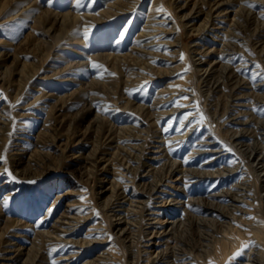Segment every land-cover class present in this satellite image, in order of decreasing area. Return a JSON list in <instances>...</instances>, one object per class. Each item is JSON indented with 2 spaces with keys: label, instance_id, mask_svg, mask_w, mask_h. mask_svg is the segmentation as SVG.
Listing matches in <instances>:
<instances>
[{
  "label": "bare ground",
  "instance_id": "obj_1",
  "mask_svg": "<svg viewBox=\"0 0 264 264\" xmlns=\"http://www.w3.org/2000/svg\"><path fill=\"white\" fill-rule=\"evenodd\" d=\"M15 1L16 0L7 1L2 7L0 15L2 12L6 11L10 5L13 6ZM29 1H31L29 2L31 6L36 7L37 0ZM143 1L144 0H108L106 7L95 13H92L89 10L76 13H73L71 10L62 12L54 11L51 5H45L42 7L38 4L40 11L36 15L32 25L33 43L29 44L27 47L25 46L27 45V42L20 44L15 53L0 49V67L3 61L12 58V64L11 66L6 67L2 78L7 82V88L14 93V100H17L21 95L25 97L24 94L28 91L27 89L29 87L30 89L35 88L37 85L33 83L34 78L41 75L42 72L47 69V62L51 56H54L56 50L55 44L51 45L49 39L54 38V41L58 43L64 41L63 35L52 37L50 35L51 31L60 29L61 33L65 32L67 34H70L72 31L73 35H75L73 41L85 42L87 37L86 33L92 31L97 24L104 23L111 18L131 12ZM255 1L260 2V4L264 3V0ZM248 3L249 0L248 2L247 0H151L147 16L136 32L133 45L126 50L120 49V45H112L108 47L107 51H102L99 54L104 57V64L107 63L111 67H115L119 70V73L117 76L112 77L111 80L109 79L110 81L104 79L103 75L105 72H103V75L101 72L100 74L91 77L92 79H90L88 83V86H90L87 88V91H90L92 95L89 98L83 97V99L85 98V101H87V104H84V106L75 113H72V115L69 114V117H66L67 113L63 112V110L66 109L69 100L63 99L56 94L42 91V88L40 90L41 92L39 91L40 93L33 98V101H37L44 97L54 96L56 100L53 106L49 109L48 116H45L46 118L44 117V122L35 139H32L33 141L29 139L26 144H23L24 148H22V150L21 142L14 143V145L18 144V148L16 149L15 147L16 150L13 152L10 151L9 155L12 156L11 162L13 163L12 166H14V170L21 173V166H25L23 175L34 179L45 173L46 168L53 170L54 167L59 165L62 158L71 155L76 157L81 167L80 169H82V177L88 180L92 179L94 182L92 194L95 200L101 205L100 211H102L104 216H107L109 219V226L107 225L108 232L112 231L115 233L122 244L120 245L122 255L118 253L115 254L116 251L115 253L113 252L114 246L112 245L111 249H107L99 254V256L101 255L100 258H90L91 260H88L87 262L83 261L84 264H105L106 262L103 263L104 259H107L106 264H110L108 263L110 260H123L124 264L168 263L170 262L169 260H171L168 258L169 256L177 262L180 260V257L183 259V255L186 253L191 255V257H189L191 258L190 261L193 260L195 264H264V7L260 6L262 9L260 8L261 10H258L255 6L250 8V3ZM159 6L162 8L167 6L169 8L168 10L166 8L164 9V13H166L165 15L163 14L164 19L167 20L169 12L174 14V18H171V24L166 28H163L164 25L161 27L156 23L158 19L160 20L159 17L162 16L161 12L163 11V9L162 11L158 9ZM129 21L124 25V28L120 33L121 39L124 38L129 30ZM48 25L49 33L45 31V28ZM73 28H75V30ZM77 29H81L82 32H85L83 37L81 36L83 34L79 35V33L76 32ZM174 30L178 32L176 35H173L172 39L165 38L166 34H171L175 32ZM155 33H158V37H153ZM198 33L207 34L213 36V38L215 33H220L221 37L219 40L221 42L219 41L220 44L215 47L202 44L198 42L197 39H193L184 44L183 36L186 35L189 37ZM203 38L206 37L204 36ZM28 39H30V37H28ZM59 45L62 44L60 43ZM161 45L166 46L165 50H161ZM30 47L34 50H31ZM19 48L22 50L18 51ZM183 49H185L184 55L186 56L184 59L178 54L181 50L183 52ZM32 52H34V60L31 61L26 59V55ZM56 53H58L59 56L62 55L63 60L67 62L61 69L63 71L66 69L69 70L70 68L72 70L76 68V66L78 67L79 65L86 64L84 59L66 57L58 51H56ZM238 55H240V58L242 59L239 60L240 63L237 64L234 60ZM157 59H162L168 63H163L165 66H157ZM242 64L244 67L250 68V72H252V75H246L247 77L242 75L244 79L237 75V69L243 67ZM186 67H188L189 73L183 80L188 87H182L179 89L173 86L161 87L163 88L160 90V93H162L161 95H165L163 92L165 93L166 90H169L171 91L170 95L174 96L176 91H182L186 88L192 87V91L191 89L185 90L187 93H192L194 96L196 103H192V106H200V110H204L205 114L206 112H209L211 117L216 121L222 117H227L228 128L225 129L223 127L220 130L222 134L231 141L228 145L232 147V150L236 151L235 159L227 165L214 169L204 165V167H201L200 169L201 172L213 178L218 176L221 177V175L224 174L226 176V174L228 175L229 173L233 174L234 172H239L243 165L242 163L246 160L249 164V171L254 174L253 177L248 178H242L240 176L241 178L236 182L237 184H233L232 187H224L225 189L222 191L211 190L204 192L205 194L198 195L197 200L199 198L201 199L202 196L206 197V199H202V201L205 200V204L209 205V208H213L215 211L219 212L224 218L223 221H219L214 216H204L205 214L194 216L191 215V213H188V218L185 221H180L181 219L177 221L159 216L154 217L151 215V212H147L148 208L146 205H149L147 204L148 201L151 203L154 201L155 203L153 204L155 205L161 203L162 205H165L168 202H172L169 197L164 201L165 196H161L159 192H167L166 187H164V185L166 186V183L172 185L177 184L176 182L179 180L180 173L185 169L179 168V165H177L178 163L171 160H166L162 165H155L151 162L155 158L158 160V157L147 156L146 147L149 144H146L147 146L145 147V144L140 142L142 138H146L144 136H147L143 133V131H145L144 126H147L149 131L155 132L158 119L162 117L164 118L171 109V115L173 114V116L170 115V117L173 119L177 112L175 110L180 109L182 112L183 110H187L188 102L191 99L186 97L188 99L187 101H184V99L178 100V103L184 102V105L173 104L174 106L168 110L161 109L159 108V102L153 101L154 103L151 102V104L148 105L146 104L148 102L134 98L132 89L134 86H139L144 79L149 78V72L163 78L166 75L172 74L177 70ZM106 68L107 67H105V69ZM219 69L223 72V77L221 79H216L215 75ZM241 70L238 72H241ZM58 73L59 70L53 72V75L56 77L59 75ZM51 75L52 74H49L48 76ZM106 78H108V76H106ZM151 78H153V75ZM218 85H222L226 95L223 96L219 102L215 103L214 97L211 93ZM102 92L107 93L109 99L113 100L111 101V103L113 102L112 108L116 112H119L120 114L123 108L134 110L135 112L146 116L144 118H147V120L145 119L147 124L139 127L138 122L135 121H128L125 125L118 121H111L112 119L106 112V109L104 108L105 106L100 108H94L93 106L97 99L95 93L101 94ZM28 93L30 94L31 91L29 90ZM157 97L158 95H156L155 98ZM190 97L192 98V95H190ZM242 99L245 100L242 101ZM98 102L100 101L98 100ZM5 104L6 105L2 104L3 107H1L2 109L0 110V152L2 151L4 143L10 141V137L12 136L8 133L10 114H8L7 103ZM162 105H164V103H162ZM168 105H170V103ZM237 105L239 106L240 111L242 110L243 114H246L247 118H239L241 117V114L236 112ZM17 114L20 113L17 112ZM22 114L24 113L21 112V115ZM135 114H132V116H135ZM189 115V112H184L183 118L185 116L188 118L190 117ZM91 116L92 118L89 121L88 119H90ZM49 119L51 120L50 124H48ZM235 122L239 126L233 128L232 123ZM170 123L171 122H169V124ZM252 124L253 127L251 126ZM200 125H204V122ZM192 126L193 125H191V127ZM196 126L194 125L193 127ZM218 128L220 127H217V129ZM190 129L191 128L187 126V132L189 133L190 131L194 132L195 130V128L193 130ZM225 130L227 131L225 132ZM168 132H170L169 129ZM185 133L179 136L183 138ZM175 135L176 134L173 136ZM196 135L192 137L196 138ZM16 136H18V134ZM127 136L131 138V142L126 141V143L123 141L124 144L117 143V140L119 141L122 138L125 139L124 137ZM151 136L153 137V134ZM170 136L171 134H169V137ZM149 137L147 139H149ZM218 137L221 138V135H218ZM193 138L191 139L193 140ZM246 138L249 139L247 140ZM167 139L168 138H166V140ZM204 139L206 138L204 137ZM15 140L17 141V139ZM84 140L91 142V150L79 153L76 151V148L79 147ZM152 141H154V139ZM169 141L171 142L172 139H169L166 143ZM204 142L202 141L201 143ZM52 146L55 148L53 151L49 150ZM108 147L109 149H107ZM162 147L163 146L161 145V148ZM199 147L200 146H198V148ZM18 149H20V152L17 151ZM226 149L230 150V148ZM154 150L156 149L154 148ZM167 150L168 153L171 152L169 149ZM171 150L173 149L171 148ZM208 150L212 155H215L220 151L217 147H210ZM163 151L165 152L164 149L159 148L156 152L163 153ZM235 153L232 152L233 155ZM241 153L245 159L239 157V154ZM182 159L185 160V158ZM137 161H140L139 165L135 164ZM4 168L3 165L0 166V175L3 173ZM237 169L239 170L235 171ZM190 170L191 169H189V171ZM123 175L129 178L128 182H124L122 178ZM234 179L235 178H233V180ZM187 183L188 182L185 184ZM123 185H125L127 189L130 185L134 186L133 193L130 196L123 193ZM16 190H14V192ZM18 190L16 192H18ZM9 194L11 193H8V195ZM105 194H107V196L102 200V197ZM223 197L225 198L223 199ZM226 198L228 200H226ZM213 199H219L220 201L218 200L217 202L219 203H216ZM121 200L129 201V207L126 206V208L123 209L119 208L124 203H121ZM5 201H7V204H5ZM8 201L7 196L0 200V218L2 220V223L0 224V264H50L51 262V264H56L55 260H51L50 263H46L47 259L44 260L46 261L45 263L41 260L43 259L42 251L47 250L44 249V244L47 243V246L50 248V253L53 254V250L57 248V246H60L59 244L63 241L68 242L69 240L78 243L79 241L76 239H71L68 236V238H66V233L75 227L77 223H89L95 212L88 210L87 212L82 213V211L78 209V211H73L74 206L70 207L68 209L69 211L63 209L61 214L59 213L60 215L57 217L55 224L52 227L50 226L51 228L44 229L34 234L35 238L33 239V242H31V244L27 242L30 245H21L18 240H15V237L11 238V235L9 236V234L13 232L12 229L17 228V230H20L22 228L21 215L15 217V215L10 216V213L7 215H5V212V214L2 213V211L8 213ZM193 202L195 201L193 200ZM123 206L125 207V204ZM49 212L50 211H48V213ZM37 222L39 221L37 220ZM154 222L159 224V228L156 231H150V224L153 223V225H155ZM36 224L38 225V223ZM28 225L31 226L32 224L29 223ZM96 225L97 223L92 224L91 228L97 227ZM33 226L35 227L34 223ZM34 229L36 230L37 228ZM17 230H14V232H16L13 234L19 237L20 235L16 234L18 233ZM28 237H30V235ZM171 237L175 238L176 241L170 242L169 239ZM28 240L29 239H27V241ZM87 240H89V238H86L85 236V241ZM90 240L94 243L101 242L103 239L100 240L95 238ZM81 241H83V239H81ZM84 245L85 244L82 243L74 246L78 248V251L74 250L73 253H75V251H81ZM156 245H160V247L153 249L152 247ZM198 247L200 248L197 249ZM45 253L48 254L47 252ZM179 253H181V255H179ZM57 256L60 257V255ZM50 258L48 261H50ZM54 258H56V256ZM97 260L100 261L97 263ZM62 261L63 257L60 262Z\"/></svg>",
  "mask_w": 264,
  "mask_h": 264
},
{
  "label": "rangeland",
  "instance_id": "obj_2",
  "mask_svg": "<svg viewBox=\"0 0 264 264\" xmlns=\"http://www.w3.org/2000/svg\"><path fill=\"white\" fill-rule=\"evenodd\" d=\"M7 1H9V0H0V11ZM107 1L108 0H37L36 1L37 2L36 7H33V6H31V4H29V2H31L29 0L28 1L27 0H16L14 2L15 4L13 3V6L10 5L7 8V10L2 12V14L0 15V49L4 50V51L8 50V51H10V53H15V51L18 49L20 44H24L25 42H27V45H25L27 47L29 44L33 43L32 25H33L34 19L36 18V15L40 11L38 4L42 7L45 5H51V7L54 11H61L62 12V11H66V10H71V11H73V13H76V12H81V11L86 12L87 10H89L90 12L95 13V12H99L102 8H105ZM150 1L151 0H144L143 2H141V4L135 10H133L131 12H127L123 15L117 16L115 18H111L104 23L97 24L92 29V31H89L88 33H86L87 37L85 39V42L73 41V39L75 38V35H73L72 31L70 32V34H67L65 32L61 33L60 29H58V30L56 29L54 31H51L50 35L52 37L63 35L64 41L60 42L62 45H59L60 43L55 42L54 38L49 39L51 45L55 44L56 50H55L54 56H51V58L48 60L47 65H46L47 69L44 70L41 75H38L37 77L34 78L33 83H35L37 86H35V88H31V89L29 87L27 89L28 91L24 94L25 97L21 95L17 100H14V98H13L14 93H12V91H10L7 88L8 84L2 78L6 67L11 66V64H12L11 63L12 58H10L9 60L3 61L1 64V67H0V110L2 109L1 107H3V105H6L5 103H7L8 111H9L8 114H10L9 115V117H10L9 123L10 124H9L8 133H10L12 136L10 137V141L4 143V145L2 147V151L0 152V166L3 165L5 167L3 170V173L0 175V200L2 198H5L6 196L9 200L8 205H7L8 213L6 211H2L3 214L6 213L5 215H7L10 213L9 214L10 216L15 215V217H19L21 215V221H22V224H21L22 228L21 229L19 228L20 230H17V228L12 229L13 232H11L9 234V236L11 235L10 236L11 238L15 237L16 238L15 240H18L19 244H21V245H24V244L30 245L31 242H33V239L35 238L34 234H36L37 232L42 231L44 229L51 228L55 224L57 217L61 214L63 209L68 210L70 207L74 206L73 211L81 210L82 213H85L88 210L89 211L90 210L95 211L93 216L91 217V221L89 223H80V224L77 223V225L75 227H73L69 232L66 233V238L69 237L71 239H76L79 241L78 243L72 242L69 240H68V242L63 241L62 243L59 244L60 246H57V248H55L53 250V254L50 253V248L47 246V243H45L46 245L44 244V246H45L44 249L45 250L47 249L46 251H42L43 259H41V260L44 261L47 259V262L44 261V263L45 262L50 263L51 260H53V261L55 260L56 264L57 263L58 264H84L83 261L87 262L88 260H91V259L100 258L101 255L99 256V254L102 253L103 251L107 250V249H111L112 245L114 246L113 252L115 253V251H116L115 254L118 253V254L122 255L121 254L122 252L120 251L121 250L120 245H122V244H121V241L119 240V238L115 235V233H113L110 230H109L110 232H108L107 225L109 226V219L107 216H104V213L102 211H100L101 205L98 203L97 200H95V198L93 197V194H92V190L94 188V182L92 181V179L88 180V179L82 177V169H80L81 167H80L79 162L77 161L76 157L71 155V156H68L66 158H62L61 162H59V165L54 167L53 170H50V168H46L45 173L37 176L34 179H31V178L25 177L23 175V171L25 169V166H21V173H18L14 170V166H12L13 163L11 162L12 156H9L10 151L13 152L18 148L17 147L18 144L14 145L15 142H18V143L21 142V150H22V148H24L23 144H26L29 139H31V140L35 139L38 131L40 130V128L44 122V119L46 118L45 116H48L49 109L55 103L56 98H54V96L44 97V98L37 100V101L35 100L37 103L35 101H33V98L36 97V95H38L41 92L40 91L41 88H42V91H47L51 94H56V95L62 97L63 99L69 100V102L66 105V109L63 110V112L67 113L66 117H69V114L72 115V113H75L77 110H79L81 107H83L84 104H87V101H85V98H89L92 95V93L90 91H87V88H89V86H90V85L88 86V83H89L90 79H92L91 77H94L96 74H100L101 72L103 75V72H105V74L103 75L104 79H107V81H110L112 79V77L117 76V74L119 73L118 72L119 70L116 69L115 67H111L107 63L104 64L105 59L103 56H100L99 54L102 51H107L108 47H110L112 45L113 46L114 45H120V49H122V50H126L127 48H129L130 46L133 45L134 38L136 37V32L138 31L139 26L144 22V20L147 16ZM247 2H248V0H247ZM249 3H250V5H249L250 8L255 6V8L259 10L261 7H264V3L260 4V2L255 1V0H249ZM255 3H256V5H255ZM15 5H17V6H15ZM161 6H159L158 9L161 11L163 9V11L161 12L162 16L160 15L161 16V17H159L160 20L158 19L156 23H158V25L161 27L164 25L163 28H166L168 25L171 24V20L174 18V14L169 12L167 20L164 19L163 16L166 14V13H164V9L166 8L168 10L169 8L167 6L165 8H162ZM15 7H16V9H15ZM10 8H13V9H10ZM20 10H21V12H20ZM128 21H129V26H130L129 30L127 31V34L124 36V38L121 39L120 33L122 32L124 25ZM48 28H49V25L45 28L46 32H48ZM73 29L75 30V28H73ZM76 32L79 33V35L83 34V35H81L82 37L85 34V32H82L81 29H77ZM177 32L178 31H175L171 34H166L165 38L172 39L173 35H176ZM157 34L158 33H155L153 37H158ZM215 34H216V36H215ZM215 34H214V38H213V36H209V35L203 34V33L202 34L198 33L196 35L189 36V37H187L185 35L182 38H183L184 44H186L187 42H190L193 39H197V41L202 43V44L215 47V46H218L221 42L219 40V38L221 37L220 36L221 34L220 33H215ZM204 36L206 38H203ZM28 37H30V39H28ZM151 38H152V36H151ZM205 39H207V40H205ZM142 41H140V42H142ZM165 47H166L165 45H161V50H165ZM30 49L34 50V49H32V47H30ZM21 50L22 49L19 48L18 51H21ZM56 51L60 52L61 54H64L66 57H71V58L77 57V58L84 59L86 64L85 65H79L78 67L76 66V68H74L72 70L70 68L69 70L66 69L65 71H63L61 69L67 62L64 61L62 58L63 56L62 55L59 56L58 53H56ZM184 52H185V49H183V52L181 50L178 53V54H180L179 56H181V58H183V59L186 58V56L184 55ZM32 53L28 54L30 56H28V55H26V57L24 55L23 56L26 59L32 61V60H34V52H32ZM92 55H94V56H92ZM240 57L241 56L238 55L235 58L236 61L234 60V62L237 64L240 63L239 60L242 59ZM165 62H166V64L168 63L167 61H163L162 59L156 60L157 66L158 65L159 66H165L164 65ZM94 63L101 65L103 67L102 68L93 67ZM242 66L244 67L243 64H242ZM105 67H107L108 70H107V68L105 69ZM243 67H240V69L239 68L237 69L238 71H240L242 69L241 72L237 71V75L244 79V77H242V75L250 76V75H252V72H250V68H246V67L243 68ZM57 70H59L58 74L59 75L62 74V75H60V76L57 75L58 77L57 76L55 77L53 75V72H55ZM188 73H189L188 67L181 68L172 74L164 76L163 77L164 79H163V78L158 77L156 74H152L151 72H149L148 75H150V77L144 79L141 82V84H139V86H134V88L132 89V93H133L134 98H137V100L140 99L142 101L148 102V103H146L148 105L151 104V102L152 103L159 102L160 103L159 108H161V109H167L168 110L172 106L177 105V104L178 105L179 104L184 105L185 104L184 102L178 103V100L184 99V101H187L188 99H191L188 102L187 110H183V112L180 109L175 110L177 112L176 113L174 112L175 115H174L173 119H172V117H170L172 109L169 111L170 113L168 112V114H166V116H164V118L162 117V118L158 119V121L156 122V125H157L156 126L157 132L155 131L156 133L149 131L147 129V126H144L145 124H147V121H146L147 118H144L146 116L141 115L140 113L135 112L134 110H131V109H127V108H123L122 112H120V114H119V112H116L112 108L113 102L111 103V101H113V100L109 99L108 94L105 92H102L101 94L95 93L97 96V99H96V102L94 103L93 106H94V108H100V107L105 106L104 108L106 109V112L109 114L110 118L112 119L111 121H118L119 123L124 124V125L128 121H131V122L135 121V122H138L139 127L141 125H143L145 128V131H143V133L147 136H144L146 138H142V140H140V142L142 144H145V147L149 144L148 145L149 147L148 146L146 147L147 156L150 155V156H157L158 157V160H157V158H155L151 161L155 165H162L166 160H168V161L171 160V161L177 162L178 163L177 165H179V168L185 169L182 173H180L179 180L176 182L177 184L172 185L170 183H166V186L164 185V187H166L167 192L166 191L165 192L164 191L159 192L161 196H165L164 201L166 200V198L169 197V199L171 198L172 202L171 203L168 202L165 205H162V203L155 205V204H153V203H155L154 201H152V203L150 201H148L147 204H149V205H146V207L148 208L147 212H149V213L151 212V215L154 217L159 216L162 218H169V219H173V220H177V221H179L180 219H181L180 221H183V220L185 221L188 218V215L190 213H191V215H194V216H201L204 214H205L204 216H214L219 221H223L224 218L219 212L215 211V209H213V208H209V205L205 204V200L202 201V199H206V197L202 196L201 199L199 198L197 200L198 195L199 194H205L204 192L211 191V190L222 191L223 189H225L227 187H232L233 184H237L236 182H238L241 177L242 178L243 177H246V178L253 177L254 174L251 171H249L250 170L249 164L246 160H244V162L242 163L243 167L241 166V170H239L240 168L235 170V171L239 170V172H237V173L234 172L233 174L229 173L228 175L226 174V176L224 174V175H221V177L218 176L216 178L215 177L213 178V177L207 176V175L203 174V172H201L200 169H201V167H204V165H207L212 169L221 168V166L227 165L229 162H231L232 160L235 159V157H236L235 152L236 151L232 150V147L230 145H228V143L230 144L231 141L228 138H226V136L224 134H222V132L220 130L223 127L225 129L228 128L227 117H225L226 120H225V118L222 117L221 119H218L216 121L211 117L209 112H206V114H207V116H206V114L204 113V110L199 109L200 106H196V105H195L196 107L192 106L193 104L196 103V101L194 100V96L192 93L189 94L185 91L186 89H188V90L191 89V91H192V87L186 88L185 90H182V91H176L174 96L170 95L171 91H169V90L168 91L166 90L165 93L163 92V94H165V95H161L162 93H160V90L166 86L167 87L173 86V87H176L177 89L182 88V87H188L186 82L183 80L184 77L188 75ZM242 73H244V74H242ZM49 74H52V75L48 76ZM152 75H153V78H151ZM106 76H108V78H106ZM215 76H216V79H221L223 77V72H221V69L217 70ZM261 82H263V81H261ZM43 87H44V89H43ZM161 87H163V88H161ZM29 90L31 91L30 94L28 93ZM211 94L214 97L215 103L219 102V100L223 96L226 95L225 91L223 90L222 85H218L217 88L214 89V91ZM156 95H158L157 98H155ZM168 95H170V96H168ZM190 95H192L193 100L190 97ZM83 97H85V98L83 99ZM167 97H169V98H167ZM184 97H189V98L185 99ZM98 100L100 102H98ZM244 100L245 99H242V101H244ZM38 101H39V103H38ZM80 101H81V103H80ZM162 103H164V105H162ZM169 103H170V105H168ZM97 104H98V106H97ZM106 104H107V106H106ZM99 105H101V106H99ZM189 105H191V106H189ZM162 106H164L165 108ZM203 106H204V104H203ZM17 112H19L20 114H17ZM21 112H23L24 114L21 115ZM184 112L190 113V115H189L190 117H188L186 119L188 122L186 120H184V118H183ZM236 112L241 114L240 115L241 117H239V118H242V117H243V119L247 118L246 114H243L242 110L240 111L238 105L236 106ZM131 113L132 114L136 113V114H135V116L134 115L132 116ZM125 114L127 117L125 116ZM167 115H168V117H167ZM208 115H209V118H208ZM171 116H173V114ZM33 117H34V119H33ZM133 117H134V119H133ZM135 117H138V118H135ZM35 118H36V120H35ZM91 118H92V116L88 120L90 121ZM10 119H12L13 121ZM161 119L164 121H162ZM182 120H183V122H182ZM199 120H200V122H199ZM50 121L51 120L49 119L48 124H50ZM139 121H140V124H139ZM197 121H198V123H197ZM35 122H37V123H35ZM169 122H171V123L169 124ZM201 122L202 123L204 122V125H200V124H202ZM185 124L191 128L190 130H193L195 128L194 132L190 131L191 134L189 132H187V126ZM253 124L251 125L252 127H253ZM191 125H193V126L197 125V126L191 127ZM178 126H181V127H178ZM237 126H239V125L236 122L232 123L233 128L234 127L236 128ZM177 127H178V129H177ZM217 127H220V128L217 129ZM168 129L170 132H168ZM210 129H212V130H210ZM163 130H164V132H163ZM160 131H161V133H160ZM207 131H209V132H207ZM226 131L227 130H225V132ZM173 133L176 134L177 136L176 135L173 136L174 135ZM183 133H185V136H183V138H182L179 135H182ZM17 134L19 137L16 136ZM152 134H153V137L151 136ZM169 134H171L170 137H169ZM217 134L219 136L221 135V138L218 137ZM149 135H150V137H149ZM155 135H157V136H155ZM194 135H196L195 136L196 138H193ZM200 136H201V138H200ZM148 137H149V139H147ZM165 137L168 139L166 140ZM177 137H178V139H177ZM204 137L206 139H204ZM124 138L125 139L122 138L119 141L117 140V143H123L124 144V142H126V141L131 142V138H129L128 136L124 137ZM191 138H193V140ZM15 139H17V141ZM153 139H154V141H152ZM169 139H172V141L171 142L169 141L168 143H166V141H168ZM194 139H195V141H194ZM217 139H219L221 141H219ZM246 139L248 140L249 138H246ZM173 140H174V142H173ZM189 140H192V141H189ZM208 140H210V141H208ZM198 141H200V142H198ZM202 141L203 142L206 141V142H204L205 144L201 143ZM213 142H217V143H213ZM157 144H159V145H157ZM209 144H210L211 148L217 147L220 150L219 153H217L215 155L210 154V152L208 150L210 148ZM161 145L163 146L162 148H161ZM192 145H194L195 147ZM91 146L92 145H91L90 141L84 140V142L79 147L76 148V151L79 153L87 152V151L91 150ZM198 146H200V147L198 148ZM15 147H16V149H15ZM165 147L166 148L169 147L167 149H169V151H171L172 153L171 152L168 153V150ZM154 148L156 150H154ZM159 148L164 149L165 152L164 151H163V153L162 152H156ZM171 148L173 150H171ZM226 148H230V150L229 149L227 150ZM107 149H109V147ZM151 149H152V151H151ZM49 150H52V151L55 150L54 146H52ZM17 151L20 152V149H18ZM188 151H191V152H188ZM232 152H234L235 154L233 155ZM185 154H186V156H185ZM160 157H161V159H160ZM188 157H189V159H188ZM190 157H192V158H190ZM239 157L244 158L242 156V153L239 154ZM166 158H168V159H166ZM174 158H176V159H174ZM182 158H185V160ZM161 161H163V162H161ZM184 162L187 164V166ZM135 164L139 165L140 161H137ZM119 169H120V167H119ZM189 169H191V170L189 171ZM238 173H239V175H238ZM249 174H250V176H249ZM206 176H207V178H206ZM222 176H225V177H222ZM13 177H15V179ZM122 178H123L124 182H126V181L128 182V180H129V178L125 175H123ZM233 178H235V179L233 180ZM221 179H224L226 182L224 180H221ZM220 180H221V182H220ZM186 182H188V183L185 184ZM190 182H191V184H190ZM227 183H229V184H227ZM133 187H134L133 185H130L129 188L127 189L125 187V185H123L122 191H123V193H126L128 196H130L133 193V189H134ZM185 188H187V189H185ZM16 189L17 190L19 189L18 192H16L17 191ZM14 190H16V191L14 192ZM236 190H238V189H236ZM12 192L15 194H13ZM8 193H11V194L8 195ZM161 193H163V194H161ZM167 193L172 195V196L168 195ZM107 194L103 195L102 200L106 198ZM192 195H193V197H192ZM179 196H181V197H179ZM133 198H135V197H133ZM177 198H180V199H177ZM224 198L225 197H223V199ZM209 199H211V198H209ZM193 200L195 202H193ZM218 200L219 199H213V201H215L216 203H219V202H217ZM226 200H228V199L226 198ZM120 202L121 203L124 202V203L119 208L123 209V208H126V206L129 207V201H122L121 200ZM124 204H125V207L123 206ZM153 206H154V208H153ZM173 208H174V210H173ZM177 209H179V210H177ZM170 210H172V211H170ZM48 211H50V212L48 213ZM11 212H13V213H11ZM45 213H47V214H45ZM124 213H126V212H124ZM199 214H201V215H199ZM168 215H170V216H168ZM47 217H48V219H47ZM181 217H183L185 219H183ZM37 220L39 222H37ZM104 220H106V221H104ZM106 222H108V223H106ZM1 223H2V220L0 218V224ZM29 223L32 224L31 226H33V223H34L35 227L34 226L33 227L37 228V229L35 230L33 227L29 226L28 225ZM36 223H38V225ZM91 223L92 224L97 223V225H96L97 227L91 228V225H92ZM156 224L157 223H155V225ZM104 225H106V226H104ZM150 225H151L149 228L150 231H156L159 228V226H158L159 224H157L155 226L152 223ZM14 230L18 231V233H16V234L20 235L21 239H20V236L17 237L13 234L16 232V231L14 232ZM85 233H88V234H85ZM105 233H107V234H105ZM24 235H25V237H24ZM29 235H30V237H28ZM85 236H86V238H89V240L95 239V238H98L100 240L103 239V240L101 242H94V243L91 240L90 241L87 240L88 241L87 242V241H85ZM106 236H109V237H106ZM26 238L29 240L27 241ZM81 239H83V241H81ZM169 240H170V242L176 241L175 238H173V237H171ZM27 242H29L30 244ZM82 243L85 244L83 247L84 249L82 248L83 250L81 249V251L76 252V251H78V248L74 247V246H76L78 244H82ZM159 247H160V245H158V246L156 245V246H153L152 248L156 249ZM116 248H117V250H116ZM199 248L200 247H198L197 249H199ZM67 249H68V251H67ZM74 250H76L75 253H73ZM45 252H47L48 254H46ZM57 255H60V257H58ZM179 255H181V253H179ZM50 256H51V258H50ZM55 256H56V258H54ZM61 256L63 257V261H62L63 263L60 262L62 260ZM183 256H184L183 259H181V257H180V260L182 262L180 260H178L176 262V261H174V259L172 257L169 256L168 258H170L171 260H169L170 262H168V263L169 264H176V263L177 264H195L193 262V260L190 261L191 258H189V257H191V255L186 253ZM64 257L65 258L68 257V258L65 259ZM192 257H193V255H192ZM49 258H50V261H48ZM64 260L66 263L64 262ZM99 261L100 260H97V263ZM104 262L107 263V259L106 260L104 259L103 263ZM122 262H123V260H120V261L110 260V261H108V263H110V264H114V263L115 264H118V263L122 264ZM168 263L167 262H160L158 264H168ZM123 264H124V262H123ZM138 264H140V263H138Z\"/></svg>",
  "mask_w": 264,
  "mask_h": 264
},
{
  "label": "snow or ice",
  "instance_id": "obj_3",
  "mask_svg": "<svg viewBox=\"0 0 264 264\" xmlns=\"http://www.w3.org/2000/svg\"><path fill=\"white\" fill-rule=\"evenodd\" d=\"M93 67H96V68H102V66L101 65H98V64H93ZM114 75V74H113ZM185 99H186V97H185ZM184 119H187V116H185L184 117ZM14 179H15V177H13ZM5 204H7V201H5Z\"/></svg>",
  "mask_w": 264,
  "mask_h": 264
}]
</instances>
